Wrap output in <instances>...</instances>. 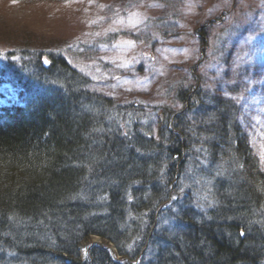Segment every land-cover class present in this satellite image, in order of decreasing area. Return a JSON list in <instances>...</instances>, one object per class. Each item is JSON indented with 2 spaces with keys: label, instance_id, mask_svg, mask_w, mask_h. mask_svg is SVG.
<instances>
[{
  "label": "trees",
  "instance_id": "trees-1",
  "mask_svg": "<svg viewBox=\"0 0 264 264\" xmlns=\"http://www.w3.org/2000/svg\"><path fill=\"white\" fill-rule=\"evenodd\" d=\"M196 77L157 138L142 131V107L88 92L91 79L60 51L0 58V264H140L162 207L202 156L222 176L226 207L209 219L183 211L187 229L150 264H264L263 163L235 100H209Z\"/></svg>",
  "mask_w": 264,
  "mask_h": 264
},
{
  "label": "rangeland",
  "instance_id": "rangeland-1",
  "mask_svg": "<svg viewBox=\"0 0 264 264\" xmlns=\"http://www.w3.org/2000/svg\"><path fill=\"white\" fill-rule=\"evenodd\" d=\"M26 48L60 51L91 79L88 92L142 107V131L157 138L167 107H181L180 85L201 75L209 100H235L264 166V0H0V58ZM204 157L188 165L181 194L162 207L140 264L187 229L183 211L209 219L226 207L215 192L222 176ZM90 242L117 251L100 236Z\"/></svg>",
  "mask_w": 264,
  "mask_h": 264
}]
</instances>
